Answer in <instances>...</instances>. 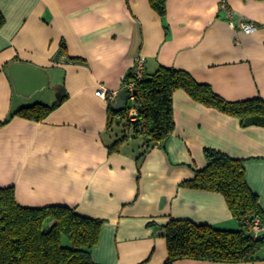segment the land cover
<instances>
[{"label":"crops","instance_id":"0c3cea01","mask_svg":"<svg viewBox=\"0 0 264 264\" xmlns=\"http://www.w3.org/2000/svg\"><path fill=\"white\" fill-rule=\"evenodd\" d=\"M0 13V189L14 188L24 207L63 206L104 221L94 264H165L162 228L171 221L242 230L221 194L182 186L208 166L207 149L243 161L264 218V127H244L184 90L173 97L166 148H146L138 135L111 153L132 132L119 116L108 127L140 57L147 77L174 68L227 102L264 100V0H168L164 18L149 0H0ZM241 23L257 31L245 34ZM12 64L44 70L49 87L17 94ZM100 86L119 95L102 100ZM59 94L66 99L46 120L12 118Z\"/></svg>","mask_w":264,"mask_h":264},{"label":"trees","instance_id":"16d2710c","mask_svg":"<svg viewBox=\"0 0 264 264\" xmlns=\"http://www.w3.org/2000/svg\"><path fill=\"white\" fill-rule=\"evenodd\" d=\"M168 0H149L151 7L165 17ZM5 19L0 13V29ZM134 79L133 72L125 77ZM184 90L193 100L216 108L240 120L244 127H264V100L231 103L223 100L207 85L198 84L182 70L161 67L155 74L136 82L139 118L130 122L127 109L109 107V129L120 117L132 133L125 134L111 147L144 136L146 148L169 140L176 125L173 97ZM66 96L59 94L51 105L35 104L13 114L35 122L46 120ZM5 125V124H1ZM208 166L191 181L182 184L194 190L221 194L241 223V231H225L193 222L171 221L164 226L168 260L165 264L190 259L216 263H250L264 259V239L254 240L246 230V220L262 217L259 198L248 186L242 160L232 159L213 149L205 150ZM104 221L88 218L63 206L32 208L21 206L14 188L0 189V264H94L92 251L99 245Z\"/></svg>","mask_w":264,"mask_h":264},{"label":"built area","instance_id":"2783aa9c","mask_svg":"<svg viewBox=\"0 0 264 264\" xmlns=\"http://www.w3.org/2000/svg\"><path fill=\"white\" fill-rule=\"evenodd\" d=\"M229 17H231V14L229 15ZM239 26L245 34H253L257 31L256 26L250 23H241ZM145 64H146V59L144 57L138 58L132 69V72L134 74V79L130 82H126L124 80L122 84L121 92L126 93L129 97L128 103L126 105V109H127V117L130 122H136L139 118L140 106L136 100V96H134V92L136 91V82L142 80L145 76L144 74ZM96 95L102 100H110L114 96L119 94L111 92L106 86H100L96 91ZM246 230L247 233L254 240L264 239V218L256 217L252 220H246Z\"/></svg>","mask_w":264,"mask_h":264},{"label":"water","instance_id":"95a60500","mask_svg":"<svg viewBox=\"0 0 264 264\" xmlns=\"http://www.w3.org/2000/svg\"><path fill=\"white\" fill-rule=\"evenodd\" d=\"M9 76L13 80L17 94L24 97L31 96L32 94L49 87L48 74L40 69L34 68L27 64H12L9 67ZM137 96V91L134 92ZM128 95L121 93L116 104L117 111H123L128 103ZM168 140L164 142L163 147L166 148Z\"/></svg>","mask_w":264,"mask_h":264},{"label":"rangeland","instance_id":"374dc122","mask_svg":"<svg viewBox=\"0 0 264 264\" xmlns=\"http://www.w3.org/2000/svg\"><path fill=\"white\" fill-rule=\"evenodd\" d=\"M131 107H132V104H131Z\"/></svg>","mask_w":264,"mask_h":264}]
</instances>
